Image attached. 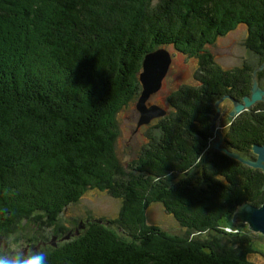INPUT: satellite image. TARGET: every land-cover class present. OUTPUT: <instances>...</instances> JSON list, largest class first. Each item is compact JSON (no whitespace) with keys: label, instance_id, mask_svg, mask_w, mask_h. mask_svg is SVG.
Here are the masks:
<instances>
[{"label":"trees","instance_id":"16d2710c","mask_svg":"<svg viewBox=\"0 0 264 264\" xmlns=\"http://www.w3.org/2000/svg\"><path fill=\"white\" fill-rule=\"evenodd\" d=\"M48 1L51 4L0 0L2 226L7 227L12 216L29 220L40 214L49 222L42 225L51 227L90 187L120 198V188L113 190L116 170L121 169L111 150L116 137L113 125L116 116L140 96L144 57L168 46L179 51L193 46V51L199 48L201 53L205 44L245 27L247 46L258 63L230 71L218 66L220 71L213 72L206 94L202 77L198 87L180 89L174 99H180L184 110L169 103L180 115L153 128L148 137L152 143L133 160L138 171L146 174L136 176H148L146 186L131 179L127 205L117 222L132 241H123L105 226L90 223L85 235L53 251L49 258L54 261L50 264H254L247 258L252 250L245 237L216 236L215 241L186 243L160 235L158 228L150 230L155 237L147 235L146 226L136 221L144 218V211L143 215L139 211L160 203L186 232H205L228 222L245 201L264 205V173L259 169L221 153L199 159L207 148L202 134L208 128L201 114L210 112L209 105L220 97L243 99L249 95L252 72L264 63V0ZM42 24L51 33L43 39L40 35L41 43L25 40L31 31L45 30ZM47 65L55 67L56 73L51 67L43 71ZM44 74L48 75L45 79ZM258 74L264 83V71ZM232 126L227 149L248 155L253 145L263 143L264 108L255 115H240ZM250 156L255 157L253 152ZM198 160L200 175L193 185L182 171ZM58 173L69 180L62 182ZM179 174L188 176L183 180L188 186L169 188L166 181ZM152 178L163 181L152 184ZM63 184L65 192L55 197ZM19 189L26 197L13 201ZM40 191H50L53 196ZM53 231L57 238L66 233ZM148 242L150 246H146ZM220 242L227 244L215 252ZM62 254H66L64 260Z\"/></svg>","mask_w":264,"mask_h":264},{"label":"rangeland","instance_id":"374dc122","mask_svg":"<svg viewBox=\"0 0 264 264\" xmlns=\"http://www.w3.org/2000/svg\"><path fill=\"white\" fill-rule=\"evenodd\" d=\"M44 3L46 5H49L48 0H44ZM51 4V3H50ZM47 25L42 24V28H45V30L42 31L40 28L39 31L36 30V32L31 31L32 35L30 38L26 39H32V42H35L36 44L41 43L40 35L42 36V39L47 34H50L51 31L46 27ZM36 33V34H35ZM37 37V38H36ZM247 29L245 27L237 28V30H234L230 33H227L221 37H218L216 41L213 44H208L206 47L204 45V48H202L201 53H199V48L196 51H193L192 48L187 47L185 50H177L173 46H168L166 49L169 50L172 56V63L170 70L167 74V76L164 79L163 86L161 90L154 93L149 100L150 105H156L159 107H162L167 110V114L164 117L157 118L154 121H152L150 124L143 128H137V124L139 121V112L136 109V103L139 99H135L133 102H130L129 107L121 111L115 119V124L113 125L114 129L112 132L116 134V137L113 138L111 143V150L113 152V156L117 159L116 161L121 164V169L116 170L115 181L116 184H113V190L114 188L117 190L119 189V194H121L120 198L114 197L111 193L108 192V190H101L98 187H90L86 190H84V194L82 198L79 201H76L75 203L71 204L67 208H65L64 212L58 216V220L54 222L51 227H45L44 225H47L45 219H43V216H40V214H37L32 219H25V218H19V217H10L8 220L11 222L10 224L7 222V227L4 228L2 226V223H0V233H6L10 231H19L23 238L25 239L26 244L30 247L35 246V248H39L43 245H47L49 253L51 254L53 251L59 250L61 247L65 246L69 242H72L80 237V235H85L87 230V226L89 224H100L105 226L108 230H111L117 234L118 237H120L121 240L125 241H132L130 236L127 235V233L123 232L121 227L118 225V220L120 218L122 209L124 206L127 205V198L129 197L128 194V188H129V182L132 179V182L136 181L139 183L140 187H145V181L148 176H145L142 178V172L138 171V165H135L136 159H138L139 156L143 155V147L147 146L149 142V134H151L153 128L159 126V123L165 120H171L174 117L178 116V111L175 113L174 109H170L169 103L171 102L174 104V106H177V108H180L181 110H184L185 105L180 101L179 98L174 99V95L178 94L180 89H188L199 86L198 79H201V77L204 80V90H202L203 94L209 90V81H212V74L214 71H220L221 67L224 70L230 71V70H236L237 68H243L250 67L251 65L254 66L258 63V58L253 53L249 51V48L247 46ZM195 47V46H194ZM36 48V47H35ZM51 51V50H50ZM209 54V55H208ZM145 59V57H144ZM264 63L257 67L252 73V83H251V90L249 95L252 94V88L254 86V82L256 79L258 80V83L261 88L264 87V83H262L259 79V72L264 71L263 67ZM219 66V67H218ZM47 67V68H46ZM48 67H51L49 65L43 67V71H46V69H50ZM53 66L51 67V70L53 73H56V68ZM219 68V69H218ZM260 68V71L258 73H255L257 69ZM262 68V69H261ZM250 70H252L250 68ZM47 74L43 75V78L45 79ZM45 81V80H44ZM44 83V82H42ZM141 83V82H140ZM142 85V84H141ZM207 87V88H206ZM49 88V87H48ZM52 89L49 88V95L51 97L53 96L51 91ZM200 89L197 88V91ZM142 91V90H141ZM184 91V90H183ZM209 92V91H207ZM141 94V93H140ZM206 94V93H205ZM35 95V99L37 98V94ZM33 96V95H31ZM245 96V97H246ZM232 97L234 100H237L238 102H241L244 104L243 99L235 97V95H230L228 97H220V99L216 100L213 104H210L209 107H211L209 110L210 112L203 113L201 115L202 118L204 117L206 120V123L208 124L207 130L202 134L204 140H206L207 148L202 151L201 159L202 161H205V158L210 157L212 158L215 153H221L223 156H228L229 158L234 159L233 157L229 156L222 147H226V140L230 137V128L234 124V119L231 120V112L234 110V104L232 100L229 98ZM226 98V99H222ZM222 99V100H221ZM54 102V100L52 101ZM217 102H219L218 107ZM264 100L259 101L255 104H253L250 107H245L243 112H241V115H255L257 112H260L262 108H264ZM176 104V105H175ZM208 106V105H207ZM261 109V110H259ZM220 111V113H218ZM180 115V114H179ZM240 116V115H239ZM238 116V117H239ZM237 117V118H238ZM235 118V117H234ZM235 118V120L237 119ZM197 127V126H196ZM112 128V127H110ZM150 144L152 142H149ZM255 145H264L263 143L259 144L256 143ZM254 146V145H253ZM252 146V151H253ZM227 148V147H226ZM239 153V152H238ZM241 155V153H239ZM248 155H241L244 159L249 160H256L257 156L254 154V158L250 156L251 153H247ZM135 160V161H133ZM200 160V161H201ZM238 160V159H236ZM200 161H196L192 167L189 169L182 171L183 174L190 176V184L193 183V185L197 184V178L200 175V171L198 168V165L200 164ZM240 161V160H239ZM245 166L250 167L247 164H244ZM136 166V167H134ZM134 168V169H133ZM262 173L264 171L260 168H258ZM182 170V169H181ZM109 173V172H108ZM136 174L140 175V177L134 178ZM182 174V175H183ZM134 177H132V176ZM58 177L61 179L63 175L58 173ZM188 177V176H187ZM187 177H181L180 174L177 175L175 179L167 180L166 183H168L169 188H173L175 186L185 188V181L183 182L184 178ZM64 180L61 179V181H68L69 178L63 177ZM152 184H161L163 180L152 178ZM200 179V178H199ZM143 181V182H142ZM207 184V183H206ZM70 189H72L70 187ZM57 192L55 197L58 198L61 193H64L65 188L64 184L57 187ZM130 190V189H129ZM34 191H31L33 193ZM43 194H50V197L53 196V194L50 191H40ZM71 192V190H70ZM22 196L26 197L25 191L22 189H19L18 196H15L13 201L19 200ZM126 197L125 199H123ZM133 197V196H131ZM136 197V196H135ZM140 198V196H138ZM9 198L8 196L5 197L6 199ZM62 199V197L60 198ZM225 203H229L230 199L226 198ZM245 201L243 204H245ZM250 205H253L255 207H262L263 205H255L249 202ZM46 205V203H44ZM13 208L18 209L21 208L18 205H13ZM200 207L197 206V212L199 211ZM238 207L235 210V212L238 211ZM147 210V211H146ZM144 211V215L142 214ZM234 212V214H235ZM139 214L143 215L139 221H136V223H139V226L145 225L147 230V235L151 234L150 230L153 231V228H158L160 230V235H164L167 238H173L178 239L180 241L186 242V243H197V240L200 242H210L214 240V237H229L231 238H239L245 237V242L248 249L251 248L252 252H250V255H248L247 258H249L250 262H253L254 264H264V235L261 232H256L252 229H250V226L247 222L243 223H234L233 222V216L232 218H229L228 222H222V224H217L215 229L207 230L205 232L202 231H188L186 232L185 229L181 226L180 222H178L171 214H169L164 206L160 203H156L151 205L148 209H142V212H138ZM201 214V212H199ZM21 214V213H20ZM198 214V213H197ZM42 217V219H40ZM136 219V218H135ZM113 221V222H112ZM132 223V222H131ZM142 223V224H141ZM41 224V225H40ZM44 224V225H42ZM133 224V223H132ZM134 225V224H133ZM138 227V226H137ZM71 229V231H68L67 229ZM58 229L65 230V235L60 236L57 238L54 235H52L53 230L57 231ZM143 229V228H141ZM86 230V231H85ZM145 230V231H146ZM144 231V232H145ZM59 232V231H58ZM149 232V233H148ZM57 233V232H56ZM151 236H154L151 234ZM155 237V236H154ZM54 238L56 240H54ZM29 240H32L31 242H28ZM41 240V241H40ZM104 240V239H103ZM149 242H153L154 240L152 238H149ZM219 240V239H218ZM40 244H37L36 242H39ZM215 241V240H214ZM149 242L146 246H150ZM227 243L223 242V244H218L216 247L215 252L218 250L224 249ZM62 251V250H61ZM59 251V252H61ZM56 254V253H55ZM241 255V254H240ZM244 255V254H242ZM52 256V255H51ZM62 260H64L66 254H62ZM50 257V255H49ZM53 259L49 258V264L53 263Z\"/></svg>","mask_w":264,"mask_h":264},{"label":"water","instance_id":"95a60500","mask_svg":"<svg viewBox=\"0 0 264 264\" xmlns=\"http://www.w3.org/2000/svg\"><path fill=\"white\" fill-rule=\"evenodd\" d=\"M171 63L172 56L166 48H159L145 56L143 61V70L140 74L142 91L136 103V109L140 116L137 124L138 129L144 125L150 124L157 118L164 117L167 114V111L164 108L156 105H150L149 100L154 93L161 90L164 79L170 70ZM259 71L260 68L257 69L255 73H258ZM229 98L234 104V110L230 113V118L233 120L234 117L243 112L245 107H250L257 102L264 100V87L261 88L258 80L256 79L252 88L251 96H246L243 99L244 104L234 100L232 97ZM218 105L219 102H217L216 106L218 107ZM218 113H220V111ZM224 151L234 159L240 160L243 164H247L254 168H260L264 171V145L253 146V152L257 156V159L253 161L244 159L238 152L230 151L226 148ZM238 208V211L235 212L233 216V222L236 224L240 222H247L250 229L256 232H261L264 235V205L262 207H255L250 205L249 202H246ZM54 240L56 239L54 238Z\"/></svg>","mask_w":264,"mask_h":264},{"label":"clouds","instance_id":"9594fccd","mask_svg":"<svg viewBox=\"0 0 264 264\" xmlns=\"http://www.w3.org/2000/svg\"><path fill=\"white\" fill-rule=\"evenodd\" d=\"M47 245L30 247L19 231L0 233V264H49Z\"/></svg>","mask_w":264,"mask_h":264},{"label":"bare ground","instance_id":"6f19581e","mask_svg":"<svg viewBox=\"0 0 264 264\" xmlns=\"http://www.w3.org/2000/svg\"><path fill=\"white\" fill-rule=\"evenodd\" d=\"M225 97H228V96H225ZM239 115H241V113L239 114ZM239 115H237L235 118H237ZM235 118H234V121H235ZM234 125V124H233ZM233 127V126H232ZM257 134V133H256ZM224 150V149H223ZM253 152V151H252ZM253 154H254V152H253ZM256 156V155H255ZM251 168H254V167H252V166H250ZM254 169H258V168H254ZM260 183V182H259ZM262 185V184H261Z\"/></svg>","mask_w":264,"mask_h":264},{"label":"flooded vegetation","instance_id":"af4514ba","mask_svg":"<svg viewBox=\"0 0 264 264\" xmlns=\"http://www.w3.org/2000/svg\"><path fill=\"white\" fill-rule=\"evenodd\" d=\"M223 148H226V147H222V149H223ZM226 149H227V148H226ZM40 241H41V240H40ZM40 241H39V244H40ZM29 246H30V245H29Z\"/></svg>","mask_w":264,"mask_h":264}]
</instances>
